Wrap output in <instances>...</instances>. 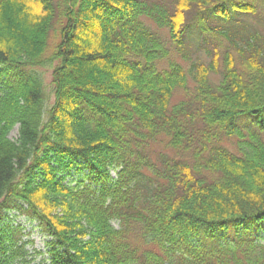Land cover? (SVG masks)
<instances>
[{
    "label": "trees",
    "instance_id": "trees-1",
    "mask_svg": "<svg viewBox=\"0 0 264 264\" xmlns=\"http://www.w3.org/2000/svg\"><path fill=\"white\" fill-rule=\"evenodd\" d=\"M263 234L264 0H0V264H264Z\"/></svg>",
    "mask_w": 264,
    "mask_h": 264
},
{
    "label": "rangeland",
    "instance_id": "rangeland-1",
    "mask_svg": "<svg viewBox=\"0 0 264 264\" xmlns=\"http://www.w3.org/2000/svg\"><path fill=\"white\" fill-rule=\"evenodd\" d=\"M11 14L13 16V25L19 27L20 29L22 28L25 31L28 32H33L32 28L28 27V24H31V21L28 19L29 16L27 15L26 12L21 10V8H14L11 6ZM152 27L157 29V27L151 22ZM165 32L164 30H161ZM58 33V30H57ZM59 36L55 35L53 32L50 41H49V49L47 55H49L52 50L54 49L56 43L58 42ZM56 64V63H54ZM56 65L53 66H45V67H38V70L40 73L43 75L45 79V90L48 98V107L52 105L54 101V93H53V85H52V73H53V68ZM81 71L87 74L88 77L90 78H95L97 72H99L103 67V63L98 64V65H79ZM184 97V93L181 90H176L174 96H173V102H177L181 100ZM11 136L13 138H17L18 136V126L15 127V129L12 131ZM2 224L7 227H11L12 229H15V232L17 234L22 233L21 236V242L24 243L25 248L28 250V255L33 254L36 255L38 251L42 252L46 249L45 247V241H46V233L41 229L39 226L38 222L33 221L29 219L28 216L24 214H19L18 211L13 208L10 209L9 212H2ZM117 225V224H116ZM18 227H20L18 229ZM264 235V234H263ZM262 235V236H263ZM37 261L41 259L42 254H37Z\"/></svg>",
    "mask_w": 264,
    "mask_h": 264
}]
</instances>
